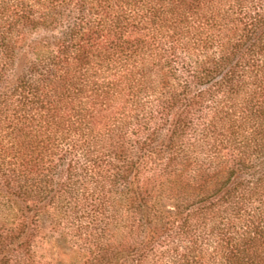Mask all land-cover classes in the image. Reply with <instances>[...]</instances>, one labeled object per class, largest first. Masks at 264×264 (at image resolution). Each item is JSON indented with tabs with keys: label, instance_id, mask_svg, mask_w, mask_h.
Here are the masks:
<instances>
[{
	"label": "trees",
	"instance_id": "16d2710c",
	"mask_svg": "<svg viewBox=\"0 0 264 264\" xmlns=\"http://www.w3.org/2000/svg\"><path fill=\"white\" fill-rule=\"evenodd\" d=\"M0 264H264V0H0Z\"/></svg>",
	"mask_w": 264,
	"mask_h": 264
},
{
	"label": "rangeland",
	"instance_id": "374dc122",
	"mask_svg": "<svg viewBox=\"0 0 264 264\" xmlns=\"http://www.w3.org/2000/svg\"><path fill=\"white\" fill-rule=\"evenodd\" d=\"M17 58V65L14 74L16 77L21 74L30 63L32 59L31 48L28 46L23 48L19 52ZM50 220L51 219L48 217L46 212L40 214L39 216V225L42 229V235L48 237L46 241L47 255L49 257L52 256V258L56 261L80 260L81 255H78L77 251L69 247L67 242L64 240V235L52 228Z\"/></svg>",
	"mask_w": 264,
	"mask_h": 264
}]
</instances>
